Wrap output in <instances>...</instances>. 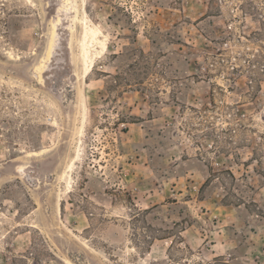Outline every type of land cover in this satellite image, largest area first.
Instances as JSON below:
<instances>
[{
  "label": "rangeland",
  "instance_id": "374dc122",
  "mask_svg": "<svg viewBox=\"0 0 264 264\" xmlns=\"http://www.w3.org/2000/svg\"><path fill=\"white\" fill-rule=\"evenodd\" d=\"M0 264H264V0H0Z\"/></svg>",
  "mask_w": 264,
  "mask_h": 264
},
{
  "label": "bare ground",
  "instance_id": "6f19581e",
  "mask_svg": "<svg viewBox=\"0 0 264 264\" xmlns=\"http://www.w3.org/2000/svg\"><path fill=\"white\" fill-rule=\"evenodd\" d=\"M88 16V15H87ZM88 19L86 18V17H84V21H87ZM89 21V20H88ZM95 25H93V26H91L89 29H90V32H91V35H92V37H93V39H98V37H99V30L96 28V27H94ZM98 43H100L101 44V46H102V50L105 48V42L104 41H98ZM101 52V51H100ZM100 55V54H99ZM88 66H90V65H88Z\"/></svg>",
  "mask_w": 264,
  "mask_h": 264
}]
</instances>
